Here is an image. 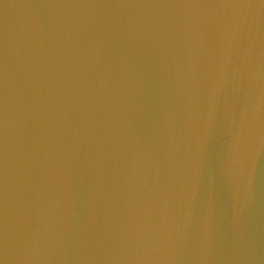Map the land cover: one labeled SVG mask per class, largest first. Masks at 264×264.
<instances>
[{"label":"water","instance_id":"1","mask_svg":"<svg viewBox=\"0 0 264 264\" xmlns=\"http://www.w3.org/2000/svg\"><path fill=\"white\" fill-rule=\"evenodd\" d=\"M0 264H264V0H0Z\"/></svg>","mask_w":264,"mask_h":264}]
</instances>
